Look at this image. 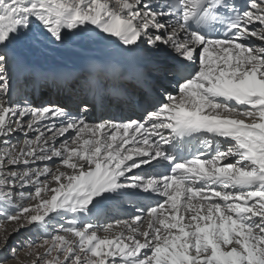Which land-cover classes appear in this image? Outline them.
I'll use <instances>...</instances> for the list:
<instances>
[{"label": "snow or ice", "instance_id": "6c2138e0", "mask_svg": "<svg viewBox=\"0 0 264 264\" xmlns=\"http://www.w3.org/2000/svg\"><path fill=\"white\" fill-rule=\"evenodd\" d=\"M33 229L30 264H264V0H0V264Z\"/></svg>", "mask_w": 264, "mask_h": 264}, {"label": "bare ground", "instance_id": "6f19581e", "mask_svg": "<svg viewBox=\"0 0 264 264\" xmlns=\"http://www.w3.org/2000/svg\"><path fill=\"white\" fill-rule=\"evenodd\" d=\"M252 42L259 44L260 42L253 40ZM108 51H111L110 49ZM102 51L99 46H91V47H80V46H74V47H69L66 49H58V50H52L46 53H37L29 56V62L32 63L34 66H39L40 68H49L53 66L54 64L58 63L59 61L68 63V64H74L76 67L81 65L83 61H87L89 57L93 56H100L102 55ZM49 86H41L40 90L42 94L44 95L45 100H40L41 101H46L48 103H64L66 97H67V92L58 90L60 92V97L54 98L50 97L49 95H46V92L49 91V93H53V91L49 90ZM47 90V91H44ZM44 91V93H43ZM55 92L54 94H58L59 92ZM36 97L35 92L32 91L30 92ZM48 93V92H47ZM43 98V99H44ZM38 100L33 99V103L37 105ZM42 103V102H41ZM22 139V137H17ZM125 203V202H123ZM130 204V203H129ZM124 205V204H123ZM132 205V204H131ZM130 207V205H128ZM133 208L134 205H132ZM139 210V209H138ZM140 212V211H139ZM136 213V212H135ZM111 218H119V219H128L130 218L128 211L120 210V209H115V210H109L104 216L100 217L99 223H102L103 219H109ZM104 222V221H103ZM115 223V222H114Z\"/></svg>", "mask_w": 264, "mask_h": 264}, {"label": "rangeland", "instance_id": "374dc122", "mask_svg": "<svg viewBox=\"0 0 264 264\" xmlns=\"http://www.w3.org/2000/svg\"><path fill=\"white\" fill-rule=\"evenodd\" d=\"M42 96L43 97H39L37 99L38 100L37 103H41L42 101L40 102V100H45L46 99V98H44V95L43 94H42ZM25 191L27 192L28 189H25ZM128 205H130V207H128ZM132 205L129 204V203H127V202H125V203H122L116 209L123 210V208H124V210L128 211L129 216H132V215H135V214H139L140 213L139 211H141V210H138V209L135 210V208H133ZM117 219H119V218L114 219V218L109 217V219H103L102 220V223H105V222L114 223ZM61 222L63 223L64 221H61ZM4 226L11 228V224H7V225H4ZM100 234L103 235V233H100ZM40 237H41V234L37 233L36 230L33 229L32 231L22 230L21 234L14 235L10 239L9 246L10 247H16L18 249L17 255L19 257L20 264H30V261L34 257L28 255V248L26 246L27 245V242L30 241V240H32V239H37V242H39V238ZM9 264H14V262L10 260L9 261Z\"/></svg>", "mask_w": 264, "mask_h": 264}]
</instances>
